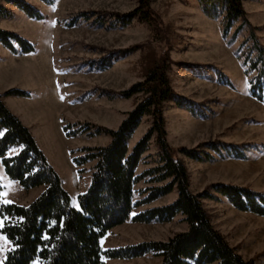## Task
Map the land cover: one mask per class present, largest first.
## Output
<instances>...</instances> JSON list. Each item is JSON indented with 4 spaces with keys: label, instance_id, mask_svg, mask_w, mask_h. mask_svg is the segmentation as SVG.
Masks as SVG:
<instances>
[{
    "label": "rangeland",
    "instance_id": "rangeland-1",
    "mask_svg": "<svg viewBox=\"0 0 264 264\" xmlns=\"http://www.w3.org/2000/svg\"><path fill=\"white\" fill-rule=\"evenodd\" d=\"M1 1L12 14L0 17V27L15 31L35 46L32 52L15 53L0 42L2 100L9 87L32 91L31 97L15 107L24 112L23 119L39 126L32 134L73 204H78L77 194L87 188L94 163L89 160L76 165L73 155L80 153L77 148L82 145L108 143L110 135L83 131L69 136L63 125L79 121L116 128L126 111L144 96L139 92L122 97L116 91L143 79L150 67L166 60L170 82L183 97L182 105L174 99L164 103L167 140L174 155L186 165L189 188L211 195L201 200L213 226L227 242L251 264H264V214L235 207L213 187L224 182L264 195V103L250 93L248 80L256 70L246 71L248 64L243 60L255 55L254 36L264 48V0H243L246 21L234 20L226 34L222 16H209L200 0H149L152 23L132 18L125 25L115 22L116 15L134 8L138 0H27L45 14L43 19L29 17L10 2ZM103 58L109 65L101 66ZM150 122V115H143L129 139L130 147ZM214 142L221 152L212 149ZM182 146L195 148L202 155L208 152L213 158L188 157L181 152ZM234 149L243 156L233 155ZM157 150L152 136L138 172L156 164ZM0 184L1 201L21 204L34 199L41 188L27 191L2 179ZM150 184L147 177L139 180L135 198L144 196L141 189ZM176 195L173 189L134 211L166 204ZM187 226L180 213L169 221L128 218L114 226L101 244L166 240ZM9 247L10 242L0 233V261ZM122 263L160 264L161 256L149 252L121 262L104 261Z\"/></svg>",
    "mask_w": 264,
    "mask_h": 264
},
{
    "label": "trees",
    "instance_id": "trees-1",
    "mask_svg": "<svg viewBox=\"0 0 264 264\" xmlns=\"http://www.w3.org/2000/svg\"><path fill=\"white\" fill-rule=\"evenodd\" d=\"M22 9L29 17L45 18L37 7L27 0H5ZM51 2L52 0H44ZM243 0H200L204 11L211 17L222 16L224 34L238 18L246 21ZM12 11L0 0V17H9ZM132 18L152 23L153 12L149 0L116 15L115 22L125 25ZM101 20V21H100ZM102 23L103 19H99ZM252 36V34H251ZM0 42L12 52L27 53L35 50L34 44L13 30L0 27ZM254 56L243 58L247 70H256L248 80L250 93L264 103V48L254 36ZM101 66L108 64L103 58ZM169 61L162 60L148 69L145 77L117 90L116 94L130 97L144 94L127 110L116 128L101 125L67 122L63 125L69 136L83 131L89 134L108 133L110 140L104 145H82L80 153L73 155L76 165L94 160L87 188L72 202L70 193L47 156L36 142L29 127L3 102L0 92V160L8 177L23 188L44 185L43 190L26 204L1 201L0 233L10 242L2 264H102L104 258H130L148 252L161 256L160 264H251L232 247L213 226L201 200L211 196L208 192H192L189 174L183 160L174 155L167 140L163 115L164 103L174 99L183 104L166 69ZM3 94L28 95L26 89L9 87ZM192 107V106H190ZM150 115L147 130L130 147L129 139L141 122ZM93 127V130H90ZM158 147L156 164L137 171V166L149 148L151 137ZM11 147L17 151L8 154ZM212 149L221 152L214 142ZM223 147V146H221ZM224 148V147H223ZM181 152L192 158L212 159L208 152L182 146ZM236 150V149H234ZM237 157L243 153L236 150ZM147 177L152 184L141 189V198H135L136 183ZM214 190L225 195L237 208L264 214V195L246 187L218 182ZM177 190L176 197L162 205L145 208L131 214L133 207ZM182 214L187 229L176 232L166 240H141L117 246L103 247L101 238L113 226L130 218L133 221H169Z\"/></svg>",
    "mask_w": 264,
    "mask_h": 264
},
{
    "label": "crops",
    "instance_id": "crops-1",
    "mask_svg": "<svg viewBox=\"0 0 264 264\" xmlns=\"http://www.w3.org/2000/svg\"><path fill=\"white\" fill-rule=\"evenodd\" d=\"M3 45V44H2ZM5 47V46H4ZM5 48H7V47H5ZM32 94V91H30L29 92V94L28 95H15V94H4V96L5 95H9V96H7V97H4L3 96V101L5 102V104L8 106V108L11 110V111H13L15 114H17L18 116H19V118L22 120V122L25 124V125H27L28 127H29V129H30V131H31V133H33L34 134V131H33V128H35V129H37L39 126L38 125H35L34 123H32V121H30V120H25V119H23L22 118V115H23V111H21V109H17L16 107H15V105L16 104H18V103H21L22 101H25L24 99H26V98H28V97H31L30 95ZM7 100V101H6ZM35 135V134H34ZM17 147H11L9 150H8V154H13V153H15L16 151H17ZM6 180L7 182H8V184H11V185H16V183H18L16 180H12V179H10L9 177H8V175L6 174V172H5V170H4V167H3V165H2V163H1V160H0V180ZM7 179H9V180H7ZM19 184V183H18ZM20 185V184H19ZM36 186H41V191L43 190V188H44V185H36ZM36 186H33V187H30V188H28V189H26L27 191H29L30 189L32 190L33 188L34 189H36L35 187ZM18 187V186H17ZM25 189V188H24ZM40 189L38 190V192L40 193L41 191H40ZM25 190V191H26ZM37 192V193H38ZM38 193V194H39ZM37 196V195H36ZM32 199H29V200H26L25 201V203H23V204H26V203H28V202H30ZM136 207V206H135ZM135 207H133V209H132V211H131V214H133V213H136V212H138V211H140V210H143V209H140V210H137V211H134V208ZM125 221H127V220H125ZM133 221V220H132ZM116 226V225H115ZM114 228V226L112 227V228H110L107 232H106V234L101 238V242H102V240H103V238L107 235V233L111 230V229H113ZM114 246V245H113ZM149 253V252H148ZM152 253V252H151ZM146 254V253H145ZM144 255V254H143ZM130 258H132V257H130ZM106 259H108V260H113V261H118V262H121V261H126L127 259H129V258H121V257H115V258H104V261L106 260ZM102 264H104V262L102 263ZM122 264H124V263H122Z\"/></svg>",
    "mask_w": 264,
    "mask_h": 264
},
{
    "label": "snow or ice",
    "instance_id": "snow-or-ice-1",
    "mask_svg": "<svg viewBox=\"0 0 264 264\" xmlns=\"http://www.w3.org/2000/svg\"><path fill=\"white\" fill-rule=\"evenodd\" d=\"M61 99H63V97H61ZM0 134H2V133H0ZM0 264H2V262H0Z\"/></svg>",
    "mask_w": 264,
    "mask_h": 264
}]
</instances>
